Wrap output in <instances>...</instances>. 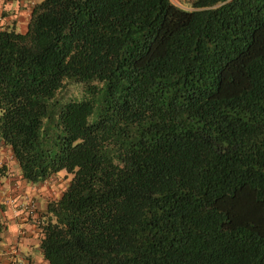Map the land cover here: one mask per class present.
<instances>
[{"label": "trees", "instance_id": "trees-1", "mask_svg": "<svg viewBox=\"0 0 264 264\" xmlns=\"http://www.w3.org/2000/svg\"><path fill=\"white\" fill-rule=\"evenodd\" d=\"M0 138L72 174L49 264H264V0L35 1L0 26Z\"/></svg>", "mask_w": 264, "mask_h": 264}, {"label": "crops", "instance_id": "crops-1", "mask_svg": "<svg viewBox=\"0 0 264 264\" xmlns=\"http://www.w3.org/2000/svg\"><path fill=\"white\" fill-rule=\"evenodd\" d=\"M37 0H0V26L24 31L30 7ZM56 174L44 181L31 182L23 177L11 148L0 138V264H49L38 246L39 220L46 217V203L60 195ZM34 199L37 210L23 209Z\"/></svg>", "mask_w": 264, "mask_h": 264}, {"label": "rangeland", "instance_id": "rangeland-1", "mask_svg": "<svg viewBox=\"0 0 264 264\" xmlns=\"http://www.w3.org/2000/svg\"><path fill=\"white\" fill-rule=\"evenodd\" d=\"M173 2H175L176 4L186 7V8H192L193 7V2L194 0H172ZM81 91V85H70L67 86L66 90H64L62 93H64L65 95H72V94H79ZM81 94L76 96L78 99L81 98ZM72 174L68 171H66L65 169L59 170L56 173V177L59 179V183L61 186L66 185V183L69 181V179L71 178Z\"/></svg>", "mask_w": 264, "mask_h": 264}, {"label": "built area", "instance_id": "built-area-1", "mask_svg": "<svg viewBox=\"0 0 264 264\" xmlns=\"http://www.w3.org/2000/svg\"><path fill=\"white\" fill-rule=\"evenodd\" d=\"M23 209H25L28 214H34L37 210L36 201L32 198L28 199L26 205L23 206Z\"/></svg>", "mask_w": 264, "mask_h": 264}]
</instances>
